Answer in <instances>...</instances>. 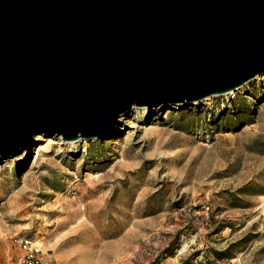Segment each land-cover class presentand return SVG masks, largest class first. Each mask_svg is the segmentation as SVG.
Here are the masks:
<instances>
[{
	"label": "rangeland",
	"instance_id": "1",
	"mask_svg": "<svg viewBox=\"0 0 264 264\" xmlns=\"http://www.w3.org/2000/svg\"><path fill=\"white\" fill-rule=\"evenodd\" d=\"M34 135L0 164V264H264V73L135 106L105 137Z\"/></svg>",
	"mask_w": 264,
	"mask_h": 264
},
{
	"label": "water",
	"instance_id": "2",
	"mask_svg": "<svg viewBox=\"0 0 264 264\" xmlns=\"http://www.w3.org/2000/svg\"><path fill=\"white\" fill-rule=\"evenodd\" d=\"M263 73L264 0H0V163Z\"/></svg>",
	"mask_w": 264,
	"mask_h": 264
},
{
	"label": "built area",
	"instance_id": "3",
	"mask_svg": "<svg viewBox=\"0 0 264 264\" xmlns=\"http://www.w3.org/2000/svg\"><path fill=\"white\" fill-rule=\"evenodd\" d=\"M21 254L16 261L10 264H42L43 256L40 246L31 242L28 238H20Z\"/></svg>",
	"mask_w": 264,
	"mask_h": 264
},
{
	"label": "bare ground",
	"instance_id": "4",
	"mask_svg": "<svg viewBox=\"0 0 264 264\" xmlns=\"http://www.w3.org/2000/svg\"><path fill=\"white\" fill-rule=\"evenodd\" d=\"M247 81H249V80H247ZM247 81L246 82H244L243 84H241L240 86H238L236 89H233V90H230V91H228V92H225V93H222V94H214V95H209V96H206V97H204V98H202L201 100H197V101H194V102H205V101H210L211 99H213L214 97H216V96H218V95H224V94H230V93H233L234 91H236V90H240V89H243V87H245V85H246V83H247ZM191 103H193V102H191ZM189 104V103H188ZM170 105H172V104H170ZM185 105V104H184ZM136 105H133L132 106V108H131V110L135 107ZM137 107V106H136ZM130 110V111H131ZM77 140H79V139H75V140H67V141H74V142H76ZM27 150V149H26ZM25 150V151H26ZM24 151V152H25ZM23 152V153H24ZM23 153H21V154H23ZM20 154V155H21ZM15 158V157H14ZM6 160V159H5ZM4 160V161H5ZM3 161V162H4ZM2 162V163H3ZM1 164V163H0Z\"/></svg>",
	"mask_w": 264,
	"mask_h": 264
}]
</instances>
